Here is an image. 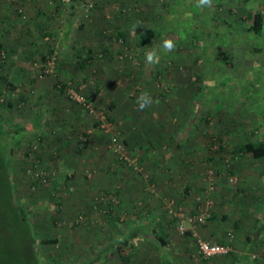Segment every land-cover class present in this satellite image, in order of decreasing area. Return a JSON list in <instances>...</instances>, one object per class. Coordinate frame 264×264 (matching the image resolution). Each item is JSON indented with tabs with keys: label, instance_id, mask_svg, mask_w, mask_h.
I'll use <instances>...</instances> for the list:
<instances>
[{
	"label": "rangeland",
	"instance_id": "1",
	"mask_svg": "<svg viewBox=\"0 0 264 264\" xmlns=\"http://www.w3.org/2000/svg\"><path fill=\"white\" fill-rule=\"evenodd\" d=\"M72 1L62 4L60 0H46L57 17H62ZM81 1L80 6L83 9L87 1H94L91 9L97 2V0ZM106 2L111 3L113 9L118 12L115 23L126 22L132 27L124 34H119L115 28L105 27L101 35L108 40L97 47L94 46V49L90 48L92 51L89 53L92 57L88 60L90 63L88 66L95 68L96 64L91 65L94 60H108L105 51L112 49L111 45L109 46V39L118 43L113 58L109 59L117 64L115 72L111 74V88L119 89L125 98L129 97L131 100L120 105V109L123 110L122 115L117 116L116 111V114L111 113L108 106L100 103L87 92L84 84L91 86L92 77L86 78L85 81H80L81 77L80 79L77 77L79 72H75V67L81 58L78 56V46L74 42L69 43L65 48V50L70 49L73 55L70 58L73 60L72 67L67 68L69 73L64 75L59 73L58 65L63 53L59 47L62 43H56L53 36L47 35L44 36L48 41L47 44L39 47L43 57L23 61L27 69H30L26 87L2 85L0 78V89H2L0 121L3 125L11 127V137L15 140V153L10 162L16 202L30 218L38 238L55 237L56 239L54 242L38 246L45 264H197L203 257L197 254L196 236L210 241L224 242L228 240L229 233H232L233 236L229 241L233 248L237 232L236 223L230 227L229 222H221L223 237L222 235L216 238L204 237L197 232L193 233L192 230V235L187 237L189 246H185L190 248L184 250L183 257L182 254L180 257L179 250L176 249L178 239L184 237L189 228H195L197 224L205 223L210 219L211 202L215 201L218 208L223 207L221 209H227L228 213H234L230 206L235 202L232 201V193L235 194L238 190L240 179L239 174L231 170L233 165L236 168L239 162H245L247 158L251 160V157L248 153L242 155L233 151V147L248 140H264V49L255 48L264 47V41H261L250 28L255 12H259L264 21V0H211V5L204 7L199 6L198 0H107ZM87 12L89 11H85ZM18 14L20 20L27 17L22 16L24 10H18ZM177 17L181 18V24L177 26L179 27L177 30H174L171 27L178 20ZM78 19L79 17L75 18L76 23ZM136 20L140 22L136 23ZM158 21H162L161 27L166 29L168 27V32L161 34L162 38H166V34H171L173 31L181 37L180 43L174 47L178 49L179 57L165 56L163 52L160 55V62L150 65L146 63L145 53L154 49L155 43L150 47L151 41L148 40L149 37L159 36L160 32H156ZM193 23H196V27L194 26L192 30L196 29L197 32L199 29V33L205 35L203 43L190 41L191 28L189 29L188 25ZM226 27L230 32L228 31L229 34L225 36L219 30ZM144 32L151 34L139 45L138 42ZM136 37L139 38L136 40ZM204 44L205 48H203ZM221 49L224 50V55L219 54ZM12 61L8 50L0 46V75L3 72L8 74L6 69L8 66L11 67ZM171 70L174 71L173 74L170 73ZM80 75H83L82 72ZM196 76H199L201 87L198 91L193 86L196 84ZM175 82L184 86L180 90L181 95L178 100L183 98V102H186L185 112L174 109L173 103L177 98L173 99L172 86ZM71 90L83 94L90 100L95 105L94 112L88 111L81 102L71 97L69 95ZM193 91L196 92L194 102L191 96ZM141 92L151 94L156 104L162 101L164 108L167 107L170 117L175 119L174 123L167 122L171 129L172 124L178 125L177 121L183 124L187 116H191L187 118L191 121L189 123L193 130V133H190L192 136L188 138V146L195 142L194 137L198 135L206 143L205 147L196 148L195 152L187 151L181 159L186 163L192 160L198 161L197 164L204 169L203 190H196L192 194L193 199L190 203L182 202L172 193H167L160 197L157 203L159 206L156 208L152 206L151 201L149 204V201L144 203L134 198L131 209L129 211L126 209L127 202L125 203L122 197L125 193V185L122 181L125 180V171L138 176L141 190L146 195L151 196L157 192V185L147 168L146 160L129 146L125 137V127L129 125L128 123H134L137 116H145L147 109L152 115V110L156 107V105L149 106L143 111H138L136 98ZM188 94L190 96H187ZM3 101H11L13 106L9 108L1 104ZM55 106H60L59 116L64 113L66 119L68 114L82 111L88 119L85 120L86 123L89 124L85 127V133L90 134L96 130L104 137L103 148L92 147V154L98 158L95 166L89 165L91 161L86 158L79 163L81 165L84 163L85 166L82 172L83 181L90 183L83 195L80 194L81 190L74 193L69 187L67 184L69 176L62 174L61 164H58L59 159L56 158L60 154V145L69 141V148H73L72 154L75 155L78 150L74 145L77 143L78 146L79 141L80 146L87 145L86 138L83 135L75 141L67 131H63V127L69 126V123L66 121L68 123H65L66 126L58 124L60 119H57L56 114L51 113L52 110H57L53 108ZM30 108L33 112L39 108L44 111L42 115L47 120L42 128L33 130L26 120L21 119L22 114L28 112ZM47 108L49 113L46 116ZM99 111L106 114L110 123L108 129L98 124V121L101 122ZM114 134L123 142V149L119 152L115 151L111 140ZM164 143L166 142L158 143V157L164 151ZM164 146H168L167 143ZM199 146L202 145L199 143ZM66 148L67 144L63 146L61 152L66 151ZM255 161L259 162L256 165L263 166L264 156ZM158 166L161 174H165L168 178L173 175L169 166L161 165V162ZM114 170L115 173L120 171L123 178L119 180L118 176L112 177ZM98 171L106 174L104 175L106 187L91 185V178ZM237 172H240V169ZM107 178L110 180L108 181ZM219 178L224 179L223 183L229 185L226 187V192H223L224 198L214 194ZM210 181L213 182L211 186ZM108 182L111 184L108 185ZM170 182L180 190L179 180L172 179ZM245 194L248 193H244V196H249ZM216 197L218 199L214 200ZM181 211L196 218L201 214L203 219L200 222H187L188 228L185 232H180L177 227L179 218L176 214ZM140 221L147 225L145 229L149 232V240L137 238L136 248L122 252V255L128 254L130 258L119 262L116 239L129 229L138 227L137 223ZM258 230L259 227H255V246L246 249L244 255L247 258L241 261H246L245 264H249L250 261L264 264L262 259L264 236L258 239ZM160 236L165 242L159 238Z\"/></svg>",
	"mask_w": 264,
	"mask_h": 264
},
{
	"label": "crops",
	"instance_id": "2",
	"mask_svg": "<svg viewBox=\"0 0 264 264\" xmlns=\"http://www.w3.org/2000/svg\"><path fill=\"white\" fill-rule=\"evenodd\" d=\"M80 1L81 0H73L71 2L72 4H70L62 14V17H57L52 12L53 9L47 5L46 0H0V46L5 47L8 50L9 57L13 59L11 67L8 66L6 69L8 74L3 72V74L7 77L5 85H9L8 87L11 85V87L17 88L26 87L30 69H27L28 67L23 64V61L29 58L33 59L43 57L39 47L47 44L48 41L44 39V36L50 35L54 37L56 43H62L59 47V50H63L58 65L60 71L59 73L61 75L69 73L67 68L71 69L72 67L73 60L70 59L73 56L72 52L70 49L65 50V48L69 45V43L74 42L76 46H78V56L81 58L77 61V65L75 67V72H79L77 77L79 79L81 77L80 81H85L86 78L92 77L93 82L91 83V86H89V84H84V87L88 90L87 92L96 98L100 103L108 106L111 113L113 112L116 114V112H118L117 116H120L123 111L122 108L120 109V105H123L127 100H131L129 97H127L128 99L125 98L123 96L124 94L119 89L111 88V74L115 72L117 64L109 58H113L115 48L118 47V43L109 39V46L111 45L112 49L110 48L105 51L107 54L106 59L108 60H94L91 62V65L96 64L95 68L88 66L90 65L88 60L92 57L89 52L92 51L90 48L94 49V46L97 47V45L99 46V44L108 40L101 35V32L104 31L105 27L108 29H110V27L115 28V31L119 34H124L129 32L128 28H131L132 26L126 22L123 24L118 22L115 23L118 12L113 9V5L111 3L106 2L107 0H97L95 7L87 13H85L86 10L80 6L82 2ZM20 3L22 4L20 5ZM20 9L24 10V14H22V16H27L26 19L20 20L18 14V10ZM78 17L79 19L76 23L75 18L77 19ZM177 19L178 20L171 27L174 30H177L179 28L177 26L181 24V18L177 17ZM137 22L140 21L136 20V23ZM161 25L162 21H158L156 25V32H160L159 36L157 35L158 37L154 38L149 37L150 39L148 41H151L149 43L150 47L153 46L152 43H155L153 47L154 49L158 48L156 50L159 55L164 52L166 54L165 56L179 57L178 49L174 47H177L180 43L181 37L178 36L177 32L174 33L173 31L171 34H166V38H162L161 34L166 31L168 32V27L166 29V27H161ZM194 26L196 27V23L188 25L189 29L191 28L190 41H194V43H203L205 40L204 38H206L205 35L203 33L200 34L199 29H197V32L196 29L193 31L192 28ZM219 31H222L226 36L229 34L230 29L226 27ZM145 33L146 32H144V34ZM144 34L139 40L140 43L138 42L139 45H141L142 41H145L151 33H146L147 35ZM138 38L139 37H136L135 39L137 40ZM166 39L173 42V49L171 51H165L162 48L163 41ZM210 41L215 42V40ZM203 48H205V44L203 45ZM38 49L39 51L37 52ZM129 63L131 64V62ZM80 72H82V76L80 75ZM170 73L173 74L174 71ZM193 86L197 91L201 89L200 84L199 86H196V84ZM183 87L184 86L178 82H175L172 86L173 99L177 98L173 103L174 109L180 110L181 112H185L187 109L184 105L186 102H183L184 99L181 98V101L178 100L180 97L179 95H181L179 94L180 90H182ZM195 93L196 92L193 91L191 95L193 97L192 100L194 99L193 102L196 100ZM187 96H190V94ZM154 105H156V107L152 110V115H150L151 111H148V109L145 110V108L144 110L147 111L145 116H137L134 123H128L129 125L125 127V137L129 146L139 152L140 156L144 157L146 160L147 168L151 171V175L157 185V192L151 196L146 195L145 192L141 190V183L137 178L138 176H135L127 171H125V180L122 179L123 177L120 171L115 173L114 170V175L111 174L112 177L118 176L117 178H119V180L121 178L122 181H124L125 193L122 197L125 203L127 202L126 209H128V211L133 206L132 204L135 201L134 198L142 200L144 203L149 201V204H151V201L153 203L152 206L156 208L159 206L157 203H159L160 197L162 198V196L167 193H172L175 198L182 202L184 201L190 203L193 199L192 194L195 193L196 190L202 191L204 187V177L202 173L204 169L201 165L197 164L198 161L196 162L195 160H192L190 163H186L184 160L181 161V159H183L182 156H184V153H187V151L195 152L196 148L202 149L206 145L199 135L194 137L197 142L195 140V142H192L190 146L187 145L188 138L192 136L190 133H193L191 124L189 123L190 120H188L191 116L188 115V119L186 118V120L183 121V124L180 123V121H177L178 125L172 124L173 128L171 129L167 122L172 121L170 123H174L175 119L170 117L167 107L164 108L162 101L157 104L154 102L151 106ZM186 105L188 106L189 104ZM53 108H57V110H52L51 113L56 114L57 119H60V122L58 123L59 125L66 126V124L69 123V126L63 127L64 132L67 131L69 136L75 138V141L83 135L86 138L87 145L83 144L80 146V141L78 146L77 143L74 145V147L78 150L75 155L72 154V152H74L73 148H69V141H66L60 145V154L59 157L56 158L59 159V161H57L58 164H61V169L63 171L62 174L69 176V178H67V184L69 187L74 193L81 190L80 194L83 195L86 189L88 190V185H90V183H85L83 181L82 172L85 166L84 163L82 165L79 163L86 158L88 161H91L89 165L93 167L95 166L98 158L92 154L93 148L97 146L103 148L102 143H104V137L96 130H93L90 134L85 133V127L89 124L86 123L85 120L88 119L85 115H83L82 111L78 110L77 114L72 112V117L71 114H68L67 118L71 119L68 120L65 118L66 115H63L64 113L62 116H59V112L61 110L60 106H55ZM157 108L159 110H157ZM43 112L42 108L41 110L39 108V110L35 112H33L30 108L28 112H24L22 114L23 116L21 119L26 120L28 126L33 130L40 129L47 120V118L42 115ZM45 112H47V116L49 108H47ZM66 121H68V123ZM28 126L27 128H29ZM164 141L168 146L165 147L164 144L166 143L163 144L164 151H162L158 157V143ZM199 143L202 146H199ZM65 144H67V148L66 151L64 150L62 153L61 150ZM245 153L247 152H239V154L242 155H245ZM248 154L250 155L251 160H248L247 158L248 161L239 162L236 168L233 165V169L231 170L232 172L239 174L240 179V182L238 183V190L235 191V194L232 193V201L235 202L230 206L232 208V212L234 213L230 214L227 209H221L223 207L218 208L215 201L211 202L212 216L210 219L205 223L197 224L195 228H189L186 231L187 234L178 239L176 249L179 250L180 257L181 254L182 257L184 256V250H189L190 248L185 246H189L187 237H189L188 235H192V230L193 233L197 232L199 235L204 237H220V235L223 234L222 232H224L222 231L223 224H221V222H229L230 227L233 223H236V238L234 239L231 252L228 254H217L208 259H199L200 262L197 264H245L246 261H241L247 258L244 255L246 253V249L255 246V227H259L257 232L258 239H261V237L264 236V230H261L264 229L262 228L264 227V164L262 163L263 166H260V164L256 165L258 161L255 160L261 159L262 156L254 157L250 153ZM160 157L161 160L159 161ZM160 162L161 165L169 166V169H172L173 175L170 178L163 173L161 174L159 171L160 168L158 164ZM117 167L120 170V167ZM238 169H240V172H237ZM64 172L67 173L64 174ZM104 175L106 174H103V171L102 173L99 171L96 172L91 178V185H96V187H106L105 185H107V182L104 183L106 180ZM172 179L180 181L181 185L178 187L180 190L176 189L175 186L172 185L170 182ZM221 179L217 182L218 185L214 194L216 196L218 194L220 195V198H224L222 197L224 195L223 192H226V187L229 185L227 183H223L224 179ZM107 180L109 181L110 179L107 178ZM109 184H111V182H108V185ZM73 187L76 189L74 190ZM79 187H82V189H79ZM244 193H248L245 195L249 196H244ZM217 199L218 197L214 200ZM137 225L138 227L129 229V231L126 232L133 238V245L125 252L132 251L136 248L137 238H145L149 240V237H147V233H149L148 230L146 229V233L142 232L147 225L142 223V221L137 223ZM140 225H143L144 229H142ZM163 237L166 238L165 235H163ZM164 238V241L161 238L160 239L165 242ZM193 250H195V247ZM128 258H130L128 254L125 256L122 255L119 259L121 261L119 262L127 261ZM249 264H255V262L250 261Z\"/></svg>",
	"mask_w": 264,
	"mask_h": 264
},
{
	"label": "trees",
	"instance_id": "3",
	"mask_svg": "<svg viewBox=\"0 0 264 264\" xmlns=\"http://www.w3.org/2000/svg\"><path fill=\"white\" fill-rule=\"evenodd\" d=\"M250 28L261 41H264V21L259 12H255ZM255 48L264 49L262 46ZM219 54L224 55V50L221 49ZM0 78L4 85L7 77L1 74ZM195 83L199 86V76H196ZM1 93L2 89H0V96ZM1 104L9 108L13 106L11 101H3ZM11 133V127L3 125L0 121V264H45L38 246L54 242L56 239L55 237L38 238L30 218L16 202L15 183L10 162L15 153V140L11 137ZM233 151L247 152L254 157L264 156V140L255 139V141L248 140L238 143L233 147ZM140 226L144 229L143 225ZM142 232L147 231L144 229ZM147 237H149L148 233ZM159 238L163 240L161 236ZM115 244L118 251L117 260L121 261L119 259L122 257V252L131 248L133 238L128 233L122 234L116 239Z\"/></svg>",
	"mask_w": 264,
	"mask_h": 264
},
{
	"label": "built area",
	"instance_id": "4",
	"mask_svg": "<svg viewBox=\"0 0 264 264\" xmlns=\"http://www.w3.org/2000/svg\"><path fill=\"white\" fill-rule=\"evenodd\" d=\"M60 1L62 4H66L70 0H60ZM92 6H93V2L87 1L84 5V10L89 11ZM69 95L71 97H73L75 100H77V101L81 102L83 105H85V107L88 109V111L94 112L95 105L90 100H88L83 94L78 93L74 90H71V91H69ZM98 114H100L99 120H101V122L98 121L99 122L98 124H100L101 127L108 129L110 126V123L108 121L106 114L103 113L102 111H99ZM111 140L114 143L113 145H114L115 151L119 152L123 149L122 139L118 135H116V134L112 135ZM125 157H126V155H125ZM210 172H212V171H210ZM210 182H212V181H210ZM212 184H213V182L210 184V186ZM176 215L179 218L178 223H177V227H178L180 232H185V230L188 228L186 226L187 222H189V223H191V221H199L200 222L203 219V215H201V214L196 218V217H193L194 215L189 216L186 213H184L183 211L178 212ZM232 236H233L232 233H229L228 240L224 241V242L210 241V240L205 239L203 237L196 236L195 242H196L197 254L203 258H210V257L217 255V254L229 253L232 250V246L230 245V241H229V240H231ZM253 256H255V255H253ZM262 259L264 260V256H262Z\"/></svg>",
	"mask_w": 264,
	"mask_h": 264
},
{
	"label": "clouds",
	"instance_id": "5",
	"mask_svg": "<svg viewBox=\"0 0 264 264\" xmlns=\"http://www.w3.org/2000/svg\"><path fill=\"white\" fill-rule=\"evenodd\" d=\"M199 6H210L211 0H198ZM162 48L165 51L173 49V42L171 40H164ZM145 60L147 64L156 65L160 62V55L156 49L149 50L145 53ZM153 97L147 92H141L136 98V105L138 111H143L145 108L153 104Z\"/></svg>",
	"mask_w": 264,
	"mask_h": 264
}]
</instances>
